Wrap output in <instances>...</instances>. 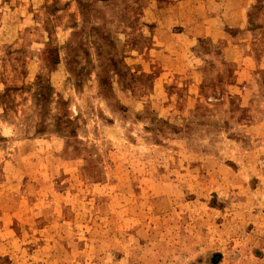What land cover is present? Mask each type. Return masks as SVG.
I'll return each instance as SVG.
<instances>
[{
  "label": "rangeland",
  "instance_id": "374dc122",
  "mask_svg": "<svg viewBox=\"0 0 264 264\" xmlns=\"http://www.w3.org/2000/svg\"><path fill=\"white\" fill-rule=\"evenodd\" d=\"M0 264H264V0H0Z\"/></svg>",
  "mask_w": 264,
  "mask_h": 264
}]
</instances>
